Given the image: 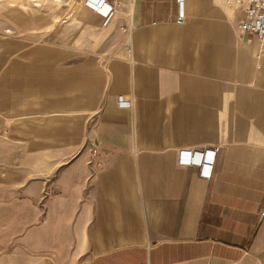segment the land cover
Here are the masks:
<instances>
[{
  "label": "crops",
  "instance_id": "0c3cea01",
  "mask_svg": "<svg viewBox=\"0 0 264 264\" xmlns=\"http://www.w3.org/2000/svg\"><path fill=\"white\" fill-rule=\"evenodd\" d=\"M244 4L104 17L80 0L37 47L14 39L0 203L16 264H264V55L237 28ZM214 149L209 177L178 161Z\"/></svg>",
  "mask_w": 264,
  "mask_h": 264
},
{
  "label": "rangeland",
  "instance_id": "374dc122",
  "mask_svg": "<svg viewBox=\"0 0 264 264\" xmlns=\"http://www.w3.org/2000/svg\"><path fill=\"white\" fill-rule=\"evenodd\" d=\"M79 1L0 0V63L7 64L16 54V51H11V48H17L14 45L16 38L20 42L24 41L25 51L47 41L44 37L50 26L63 23L70 17ZM12 208L15 212L16 204L0 203V264H16V219H6L3 213L11 212Z\"/></svg>",
  "mask_w": 264,
  "mask_h": 264
},
{
  "label": "built area",
  "instance_id": "2783aa9c",
  "mask_svg": "<svg viewBox=\"0 0 264 264\" xmlns=\"http://www.w3.org/2000/svg\"><path fill=\"white\" fill-rule=\"evenodd\" d=\"M84 4L91 9L102 14L104 17H109L115 11L116 7L122 0H82ZM183 18L182 10H179L178 20ZM238 30L247 35L255 37L260 45V52L264 55V0H245L241 15L237 20ZM120 103L123 100L118 99ZM216 150H207L203 154L190 150H182L178 153V161L182 165L198 166L202 175L210 176V170L207 169L208 156ZM95 152V149H93ZM213 157V154H212ZM264 216V210L260 212Z\"/></svg>",
  "mask_w": 264,
  "mask_h": 264
}]
</instances>
